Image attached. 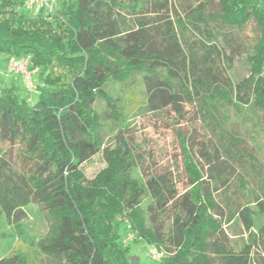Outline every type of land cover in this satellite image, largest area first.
Segmentation results:
<instances>
[{"label": "trees", "instance_id": "obj_1", "mask_svg": "<svg viewBox=\"0 0 264 264\" xmlns=\"http://www.w3.org/2000/svg\"><path fill=\"white\" fill-rule=\"evenodd\" d=\"M186 1L177 12L171 0H62L51 16L28 18L24 0H0V57H29L39 71L30 104L0 88V217L18 226L33 204L51 222L44 238L16 245L0 264H132L118 232L124 221L165 252L153 264H264V4ZM249 25L248 75L233 84L226 74ZM188 111L204 132L199 144L182 126ZM143 115L174 134L183 196L170 168L135 157L131 118ZM98 154L105 167L88 180L81 168ZM239 169L257 177L256 192ZM235 180L255 210L227 202ZM236 219L248 233L239 249L223 230Z\"/></svg>", "mask_w": 264, "mask_h": 264}, {"label": "rangeland", "instance_id": "obj_2", "mask_svg": "<svg viewBox=\"0 0 264 264\" xmlns=\"http://www.w3.org/2000/svg\"><path fill=\"white\" fill-rule=\"evenodd\" d=\"M190 1L195 2L198 0ZM206 1H208L212 5V7H214L218 0ZM261 1L264 4V0ZM186 2V0H171L172 6L177 12H181ZM20 11L24 12L26 17L31 18L39 13V8L34 7L27 9L23 4ZM253 38L254 27L253 25H249L242 36V43L245 51L241 56L233 59L232 67L226 74V76L233 84L241 82L248 75V61L246 56L253 45ZM26 58H22L19 61H23ZM10 62H18V60L14 58L7 59L5 58V56L0 57V88L14 87L16 89L15 94L20 100H25L29 104L32 103L37 97L36 85L38 84L39 71H37L36 69H31V64L28 61L26 68L27 71L31 73L32 81L35 85V90L33 92H29L23 76L18 73L16 74L8 69ZM244 112L248 111L246 109H243V113ZM232 114L233 113L231 112V116ZM233 116L235 115L233 114ZM185 121L186 122L182 123V126H184V129L187 131H190L192 128H194L193 134L194 137H196L197 144H199V141L203 137L204 132L199 128V123L195 120L194 111H188L186 113ZM131 123L134 133L133 150L136 159L140 160L141 162H145L148 160L150 155H153L159 165L167 166L168 168H170V171L174 178V184L177 190V194L179 196H183L187 188V182L181 174L180 150L177 146L176 139L172 130L162 129L158 127L159 123L157 122V119H155L151 115L133 117L131 118ZM233 123L231 124V129L238 132V125L236 124V122ZM256 127H258V123L256 124ZM243 140L244 147L249 149L250 146L247 139H245L244 137ZM257 142L261 144V149L263 151L264 138L262 139V135L257 136ZM253 156L255 160L259 162V157L257 156V154L254 153ZM246 166L248 169V165H243V168H245ZM104 167L105 162L102 156L98 154L94 156L89 162L84 164L81 169L86 179L91 180ZM239 172L241 173L240 169ZM241 174L246 180L247 187L251 191L256 192V186L259 184V180L257 179V177L253 176L246 169H244ZM216 200L218 202L221 201L220 193L216 194ZM227 202L231 205L233 210L236 211H238L240 207L246 206L249 203L251 204V208L253 210L256 209L254 207V195L248 193V191L241 190L239 188V183L236 180L229 185V190L227 192ZM24 211L25 218L20 222L18 226L14 224L8 225L4 217H0V259L8 256L16 245L21 244V248L27 247L26 244L30 242H37L48 234L51 222L48 219L46 213L42 212L38 208V206L33 204L25 207ZM169 219L170 214L167 213L159 220L165 232H167L169 228ZM262 221L263 219L256 220L255 228H253V231H256V227L258 228ZM223 230L228 240L236 249H239L242 243L246 242L248 239V233L243 229L241 222L237 219L230 224H225ZM118 232L122 240L126 239L130 235H133V241L127 242L126 244V246H128L129 248L127 254V259L129 260V262H131L132 264H153V262L148 257L146 247L147 245L145 246L144 242L141 239H136V236L132 234L127 221L118 224ZM262 257L264 258V255H262ZM46 260L47 259L44 258L43 264H48V261ZM254 262L256 264H262L260 258L254 257ZM213 264H219V261L215 257H213Z\"/></svg>", "mask_w": 264, "mask_h": 264}, {"label": "built area", "instance_id": "obj_3", "mask_svg": "<svg viewBox=\"0 0 264 264\" xmlns=\"http://www.w3.org/2000/svg\"><path fill=\"white\" fill-rule=\"evenodd\" d=\"M59 1L62 0H24V5L27 9L38 7L39 13L42 12L44 15L51 16L52 14H54L53 4ZM28 61L29 57L24 59L23 61L10 62L8 69L16 74L18 73L22 75L29 92H33L35 90V85L33 84L31 73L28 72L26 68ZM130 241H133V235H130L126 239H123L122 243L127 244V242ZM147 253L149 259L153 263H159L165 257V252L155 246H148Z\"/></svg>", "mask_w": 264, "mask_h": 264}]
</instances>
